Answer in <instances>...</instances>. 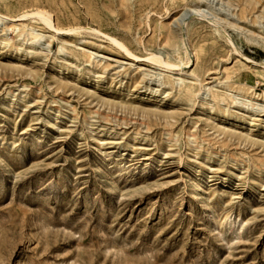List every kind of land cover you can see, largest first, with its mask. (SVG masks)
Wrapping results in <instances>:
<instances>
[{
    "label": "rangeland",
    "instance_id": "1",
    "mask_svg": "<svg viewBox=\"0 0 264 264\" xmlns=\"http://www.w3.org/2000/svg\"><path fill=\"white\" fill-rule=\"evenodd\" d=\"M0 264H264V0H0Z\"/></svg>",
    "mask_w": 264,
    "mask_h": 264
},
{
    "label": "bare ground",
    "instance_id": "2",
    "mask_svg": "<svg viewBox=\"0 0 264 264\" xmlns=\"http://www.w3.org/2000/svg\"><path fill=\"white\" fill-rule=\"evenodd\" d=\"M30 17H35V18H38L40 19L47 27L51 28V29H54L55 31L58 32V30H56L53 26H52V23H51V20L50 18L46 15V14H43V13H40V12H37V13H33V14H27V15H23L21 18L22 19H25V18H30ZM19 21V20H18ZM172 30V29H171ZM77 32V30H75ZM79 31V30H78ZM74 32V31H73ZM70 33V32H69ZM72 33V31H71ZM171 33H173L171 31ZM170 33V34H171ZM170 37V36H169ZM111 41L117 45L119 47V49L121 48L128 56L130 57H134L122 44H120L119 42H117L116 40L114 39H111ZM120 49V50H121ZM135 58V57H134ZM138 59V58H136ZM149 62L153 63V64H157V65H162V66H166L169 67V68H176L177 66L175 65H172L170 63H167L165 61H163L159 56H156V55H151L150 57L146 58Z\"/></svg>",
    "mask_w": 264,
    "mask_h": 264
}]
</instances>
